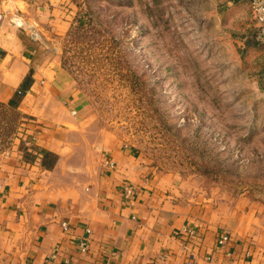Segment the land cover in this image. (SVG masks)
<instances>
[{
	"label": "crops",
	"instance_id": "obj_1",
	"mask_svg": "<svg viewBox=\"0 0 264 264\" xmlns=\"http://www.w3.org/2000/svg\"><path fill=\"white\" fill-rule=\"evenodd\" d=\"M226 2L245 25L244 48L247 37L257 47L247 0ZM3 7L0 264H185L188 231L201 238L196 264H264V203L184 198L177 177L154 171L134 146L96 136L61 58L30 48ZM40 10L62 32V0ZM127 186L136 189L129 199Z\"/></svg>",
	"mask_w": 264,
	"mask_h": 264
},
{
	"label": "rangeland",
	"instance_id": "obj_2",
	"mask_svg": "<svg viewBox=\"0 0 264 264\" xmlns=\"http://www.w3.org/2000/svg\"><path fill=\"white\" fill-rule=\"evenodd\" d=\"M44 1L2 0L30 48L61 58L96 136L134 146L184 198L264 203V49L244 48L226 0H62V32Z\"/></svg>",
	"mask_w": 264,
	"mask_h": 264
},
{
	"label": "built area",
	"instance_id": "obj_3",
	"mask_svg": "<svg viewBox=\"0 0 264 264\" xmlns=\"http://www.w3.org/2000/svg\"><path fill=\"white\" fill-rule=\"evenodd\" d=\"M249 5L250 14L252 21L255 24V41L258 46L264 49V0H247ZM3 6L2 0H0V8ZM0 20H2V13L0 12ZM2 187L0 186V191ZM125 197L132 198L136 195V189L131 186H127L124 189ZM63 229L65 231H70V226L67 223L62 224ZM188 243L190 248V258L185 264H196V249L199 247L201 243V238L197 236L193 231H188ZM230 241L228 235H224L219 241L218 245L220 247L224 246L226 243ZM82 249L85 250V245L82 244Z\"/></svg>",
	"mask_w": 264,
	"mask_h": 264
}]
</instances>
